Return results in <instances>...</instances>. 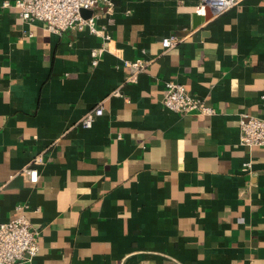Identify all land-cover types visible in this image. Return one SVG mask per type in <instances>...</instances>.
I'll list each match as a JSON object with an SVG mask.
<instances>
[{"label":"crops","instance_id":"crops-1","mask_svg":"<svg viewBox=\"0 0 264 264\" xmlns=\"http://www.w3.org/2000/svg\"><path fill=\"white\" fill-rule=\"evenodd\" d=\"M113 2L108 38L0 8V222L40 230L24 264H264V146L240 141L264 118V0ZM126 60L147 62L136 81ZM170 79L213 113L165 107Z\"/></svg>","mask_w":264,"mask_h":264},{"label":"built area","instance_id":"built-area-1","mask_svg":"<svg viewBox=\"0 0 264 264\" xmlns=\"http://www.w3.org/2000/svg\"><path fill=\"white\" fill-rule=\"evenodd\" d=\"M202 4L215 8L217 11H225L238 0H201ZM15 7L19 17L23 20H38L46 24L47 28L54 32H61L66 28L77 30L88 29L90 32L105 35L104 26L98 27V9L109 12L113 6V0H15L14 2L0 1V8ZM82 10H91L92 13L85 16ZM182 37L176 34L162 38L164 50L179 44ZM105 48L92 49L91 57L93 65L99 62ZM125 64L130 68V80L136 81L138 74L147 66L146 61L126 60ZM162 104L174 111L187 113L193 110L201 113H213V108L206 105L201 99L189 93L185 86L173 79L166 81V92ZM104 112L102 104L91 108L82 118L84 127H90L96 117ZM240 141L248 147L264 146V118L245 114L240 119ZM43 151L39 152L32 161L26 165L20 173L29 181L37 182L40 174L38 165L44 162ZM247 167L250 164L247 163ZM40 250V230L25 215H20L0 222V264H24L31 261Z\"/></svg>","mask_w":264,"mask_h":264},{"label":"water","instance_id":"water-1","mask_svg":"<svg viewBox=\"0 0 264 264\" xmlns=\"http://www.w3.org/2000/svg\"><path fill=\"white\" fill-rule=\"evenodd\" d=\"M82 13L85 15V16H88L92 13L91 10H82Z\"/></svg>","mask_w":264,"mask_h":264}]
</instances>
